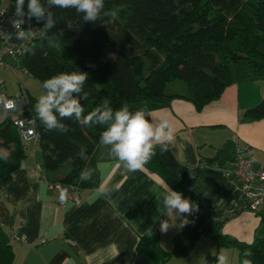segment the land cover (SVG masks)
Here are the masks:
<instances>
[{
	"label": "trees",
	"instance_id": "obj_1",
	"mask_svg": "<svg viewBox=\"0 0 264 264\" xmlns=\"http://www.w3.org/2000/svg\"><path fill=\"white\" fill-rule=\"evenodd\" d=\"M40 3L51 12L54 25L44 28V37L24 49L19 62H12L22 64L27 74L41 84L60 72L87 73L82 91L73 94L84 112L78 120L75 114L61 118L54 109L64 128L48 131L35 111L38 98L29 95L25 101L23 97L25 116L36 120L41 139L25 145L13 119L0 122V150L3 143L14 148L10 157L0 155V190L27 157L26 148L34 144L41 148L43 175L48 179L73 184L81 190L96 189L99 182L93 170L101 134L114 121L115 112L125 105L135 114L140 104L169 105L176 98H187L202 111L233 84L231 66L242 62L250 68L242 74L244 80L264 79V0H105V12L111 10L115 16L102 14L101 19L88 23L75 9L50 7L47 0ZM32 20L41 25V19ZM12 62L9 69L13 68ZM89 73L99 79L98 85ZM174 82L185 83L189 96L167 94L166 87ZM85 93L87 99L83 98ZM105 104L112 109L113 120L99 123L94 117L89 124L82 123L96 108L104 111ZM245 119L264 120V99L246 111ZM217 159L205 163L212 161L213 165ZM149 160L168 185L190 199L199 211H194L190 223L173 237L172 251L160 245L156 232L143 235L135 264H166L173 256L187 257L203 235L220 248H237L239 264L245 260L264 264V237L252 244L241 243L221 233L218 223H214L211 234L202 232V226L212 217L197 190L185 185L158 152L154 151ZM65 167H69L67 175L54 180L53 175ZM82 173L90 175V179L81 180ZM202 210L206 216L199 219ZM216 257L208 253L203 264H215ZM14 260L11 240L0 232V264H13Z\"/></svg>",
	"mask_w": 264,
	"mask_h": 264
},
{
	"label": "crops",
	"instance_id": "obj_2",
	"mask_svg": "<svg viewBox=\"0 0 264 264\" xmlns=\"http://www.w3.org/2000/svg\"><path fill=\"white\" fill-rule=\"evenodd\" d=\"M249 70L247 65L232 70L233 84L202 111L187 98H176L169 105L137 106L155 127L167 123L173 130L168 150H161L166 142L161 141L155 142L154 151L185 185L197 190L213 227L220 224L221 233L245 244L264 237V204L258 211H251L242 188L227 170L238 149H243L257 167L264 168V120L245 119L246 111L264 99V79L244 80L242 74ZM166 92L189 96L183 82L169 84ZM3 114L0 111V118ZM13 150L3 143L0 155L10 157ZM37 152L35 159L26 154L0 190V232L11 240L13 264H135L139 241L148 228L156 232L165 250L172 251L181 220L170 218L177 226L161 233L160 220L168 218L162 193L170 186L152 161L148 159L139 170L130 172L112 157L111 146L99 144L93 170L98 188L81 190L79 205L62 207L59 195L42 181L41 148ZM215 157L218 159L213 165L212 161L205 163ZM68 171L65 167L53 175L54 180L64 178ZM185 216L192 218V214ZM41 239L46 243L38 245ZM196 247L187 257L173 256L166 264H201L203 256L196 259ZM215 249L211 245L209 253H215ZM237 263L238 257L231 254L228 264Z\"/></svg>",
	"mask_w": 264,
	"mask_h": 264
},
{
	"label": "clouds",
	"instance_id": "obj_3",
	"mask_svg": "<svg viewBox=\"0 0 264 264\" xmlns=\"http://www.w3.org/2000/svg\"><path fill=\"white\" fill-rule=\"evenodd\" d=\"M25 0H16L15 12L13 14L12 24L18 30L19 36H25L26 30L22 29V24L26 21L30 22L33 17L37 20L48 17L47 28L53 27L52 14L40 0H29L27 5V13L24 11ZM47 4L51 7L60 9H75L77 13L83 14V20L88 22H96L103 15L115 16V12L109 10L105 12V0H47ZM19 17L20 19H16ZM68 27H73L69 21ZM88 79L87 73L79 71L60 72L57 75L46 79L42 87L47 89L46 95L38 97L35 111L38 118L43 123L48 131L56 128H64L59 124L57 116L53 110L59 113L61 118L72 117L75 114L79 120L84 109L81 106L79 99L73 94H78L82 91L85 82ZM87 99V93L83 96ZM105 110L101 111L96 108L84 117L82 123L87 125L93 121L95 117L97 122L106 123L113 120V112L111 108L104 105ZM66 130V129H65ZM174 139L172 129L168 128L167 123L155 127L147 119L143 109L130 113L127 105L114 114V121L101 134L100 143L105 146H111L112 157L123 162L126 170L134 172L139 170L144 163L154 155L155 142L166 141L160 147L162 151L168 150V143ZM81 180L90 179V175L81 174ZM163 195V205L166 210L165 216L167 219L160 220V231L166 234L170 228L176 227L170 222V218L175 217L181 220L179 227H184L190 223L185 214L191 215L194 211H199V207L190 199L185 198L179 191L173 190L171 187H166ZM148 235L152 234V229L148 228L145 232ZM247 256L250 253H245ZM215 264H228V257L224 250L221 249L216 257ZM244 264H252L251 260H245Z\"/></svg>",
	"mask_w": 264,
	"mask_h": 264
},
{
	"label": "built area",
	"instance_id": "obj_4",
	"mask_svg": "<svg viewBox=\"0 0 264 264\" xmlns=\"http://www.w3.org/2000/svg\"><path fill=\"white\" fill-rule=\"evenodd\" d=\"M15 10L10 11L1 6L0 0V67L10 68L9 60L20 61L23 51L33 41L44 37V27L39 23L31 20L22 24V29L26 30L25 36L20 37L18 30L13 27L12 20ZM16 19H20L16 17ZM26 110V102L10 97L6 93L5 84L0 80V111L4 114L22 112ZM13 125L17 128L22 140L25 144L39 142L40 133L37 131V123L30 116H15ZM229 176L242 188L249 208L257 211L264 204V168L257 167L250 159L242 155V151H238V155L233 160L227 170ZM42 181L49 185L51 191L59 195V205L65 207L67 204L81 203V189L73 184H64L60 181H51L46 176ZM19 240L17 234L14 235ZM25 241L24 238H21ZM46 240L41 239L38 245H43Z\"/></svg>",
	"mask_w": 264,
	"mask_h": 264
},
{
	"label": "rangeland",
	"instance_id": "obj_5",
	"mask_svg": "<svg viewBox=\"0 0 264 264\" xmlns=\"http://www.w3.org/2000/svg\"><path fill=\"white\" fill-rule=\"evenodd\" d=\"M28 2H29V0H25V4H24L25 7H27ZM15 4H16V0H2L1 6L5 9L14 10ZM111 58H113V57H111ZM10 62H12V60H9V63ZM11 64H13V68H11V69L8 68L7 70H5V69L0 68V78H2L5 82L7 94H9L10 96H12L14 98L20 99V100H22V98L24 97L25 101L29 95H32V96H35L38 98L41 95L47 94L48 90L43 88L42 84L39 81L35 80L29 74H27V72L25 71L22 64H17V63H13V62ZM240 65H245V62H242L241 64H233L231 66L232 70L234 71V69H236V68L240 69V67H241ZM89 77L98 85L99 79L94 74L89 73ZM15 116H25V113H24V111L15 112V113H6V114H3L1 116L4 119L0 118V121H2V120L4 121L7 118L12 119ZM39 150H40L39 145L34 144L28 148L27 154L29 156H32L33 159H35V155H37V153H38L37 151H39ZM40 155H41V153H40ZM206 241H209V242L207 243ZM211 245H215L216 249H215L214 254L218 255L219 254L218 245L215 243V241L206 235H204V238L201 237V239H200V241L196 247V253L198 255L196 257V259L200 260L201 256H203L201 264H203V261H204L206 255L209 253ZM201 250H203V251H201ZM224 252L227 255L229 261L231 259V254L236 255L237 257L239 256L238 255L239 251L237 248H224ZM203 254H205V255H203ZM229 261H228V263H229ZM182 264H191V263L190 262H187V263L182 262ZM237 264H239V258H238Z\"/></svg>",
	"mask_w": 264,
	"mask_h": 264
},
{
	"label": "water",
	"instance_id": "obj_6",
	"mask_svg": "<svg viewBox=\"0 0 264 264\" xmlns=\"http://www.w3.org/2000/svg\"><path fill=\"white\" fill-rule=\"evenodd\" d=\"M54 22V21H53ZM47 24H48V17L47 15L45 16V18L41 19V25L48 29L47 28ZM54 25V23H53ZM199 219H203L205 216H206V212L204 210H202L200 213H199ZM202 232L204 233H208V234H211L213 232V222L209 221L207 222L206 224H204L202 226Z\"/></svg>",
	"mask_w": 264,
	"mask_h": 264
},
{
	"label": "bare ground",
	"instance_id": "obj_7",
	"mask_svg": "<svg viewBox=\"0 0 264 264\" xmlns=\"http://www.w3.org/2000/svg\"><path fill=\"white\" fill-rule=\"evenodd\" d=\"M24 11H25V13H27L26 10H24ZM26 48H27V47H26ZM26 48H25V49H26ZM0 80H1V79H0ZM21 139H22V137H21ZM22 142H23V140H22ZM36 143H38V142H36ZM23 144H25V143L23 142ZM31 144H32V143H31ZM25 145H30V144H25ZM239 150L242 151V155H243L245 158L249 159L248 157L245 156L243 149H238V150H237V153H236V155H235V157H234L233 160H235V158L237 157V155H238V151H239ZM233 160H232V161H233ZM250 160H251V159H250ZM232 161H231V162H232ZM251 161H252V160H251ZM231 162H230V163H231ZM252 162H253V161H252ZM253 163H254V162H253ZM229 165H230V164H229ZM260 168H262V167H260ZM44 176H46V175H43L41 178H43ZM46 177H47V176H46ZM230 177H231V176H230ZM231 178H233V177H231ZM233 179H234V178H233ZM243 193H244V192H243ZM244 197H245V194H244ZM245 200H246V197H245ZM246 201H247V200H246ZM262 205H263V204H262ZM262 205H261V206H262ZM261 206H260V207H261ZM260 207H259V208H260ZM259 208H258V209H259ZM249 209H250V208H249ZM250 210H251V209H250ZM204 211H205V210H204ZM251 211H253V210H251ZM257 211H258V210H257ZM213 229H214V227H213Z\"/></svg>",
	"mask_w": 264,
	"mask_h": 264
}]
</instances>
